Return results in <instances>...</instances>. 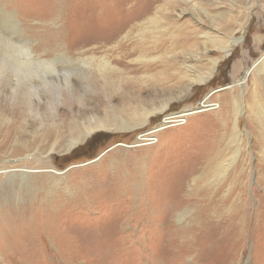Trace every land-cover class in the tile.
Masks as SVG:
<instances>
[{
    "label": "rangeland",
    "instance_id": "obj_1",
    "mask_svg": "<svg viewBox=\"0 0 264 264\" xmlns=\"http://www.w3.org/2000/svg\"><path fill=\"white\" fill-rule=\"evenodd\" d=\"M2 65L0 264H264V0H0Z\"/></svg>",
    "mask_w": 264,
    "mask_h": 264
},
{
    "label": "bare ground",
    "instance_id": "obj_2",
    "mask_svg": "<svg viewBox=\"0 0 264 264\" xmlns=\"http://www.w3.org/2000/svg\"><path fill=\"white\" fill-rule=\"evenodd\" d=\"M114 36V35H113ZM230 43H232L234 46L238 43V40H235V39H232V38H230ZM10 43V42H9ZM219 43V42H218ZM220 43H222V42H220ZM229 44V43H228ZM226 45V46H224L223 48H221V51H224V52H229V49L231 48L230 46V44L229 45ZM11 46V45H10ZM9 46V47H10ZM13 46V45H12ZM19 50V49H18ZM29 49H27V51H28ZM5 51V50H4ZM8 52V51H7ZM10 52H11V50H10ZM10 52H8V53H10ZM13 52V51H12ZM5 61V60H4ZM8 61V60H7ZM40 64L41 63H43L44 61L43 60H37ZM19 63V62H18ZM17 63V64H18ZM37 63V62H36ZM33 64V63H32ZM212 64H214V63H212ZM13 65V64H12ZM11 65V66H12ZM24 65H25V63H24ZM27 65V64H26ZM28 65H29V63H28ZM27 65V66H28ZM261 64H258V66H260ZM4 65H2V67L0 66V73H1V70L2 69H4V67H3ZM42 66V65H41ZM262 66V65H261ZM44 67V66H43ZM2 68V69H1ZM9 68H11L12 69V67H9ZM14 68V67H13ZM16 69V68H15ZM25 69V68H24ZM13 71V70H12ZM22 71V70H21ZM23 72V71H22ZM25 72V71H24ZM36 74V73H35ZM37 76V75H36ZM34 86V85H33ZM133 91V90H132ZM135 92V91H134ZM139 93V92H138ZM137 93V94H138ZM140 94V93H139ZM135 99V98H134ZM130 104V103H129ZM144 105V104H143ZM130 107H131V104L129 105ZM129 106H128V109H129ZM132 107H134L133 105H132ZM131 107V108H132ZM131 108H130V110H131ZM139 109H140V106H139ZM126 110H127V108H126ZM133 112L135 111V109L134 110H132ZM140 111V110H139ZM125 112V111H124ZM124 112H123V114H124ZM128 112L130 113V111L128 110ZM141 113V112H140ZM118 114V113H117ZM138 114V113H137ZM151 114H152V112H151ZM4 115V114H3ZM120 115V114H119ZM131 115H132V113H131ZM16 117V116H15ZM111 117V116H110ZM130 117H132V116H130ZM145 117V115L143 116V118ZM121 118V117H120ZM125 118H126V116H125ZM128 118L129 117H127V120H128ZM137 118H138V115H137ZM141 118V117H140ZM142 118V119H143ZM93 119V118H92ZM117 119V118H116ZM2 120V119H1ZM18 120V119H17ZM108 120V119H107ZM126 119H124V120H122L121 119V121H125ZM141 120V119H140ZM145 120H146V118H145ZM145 120H143V121H145ZM96 121H99L100 122V120H95V122ZM106 121V120H105ZM120 121V120H119ZM148 121V120H147ZM103 122V121H102ZM102 122H100V123H102ZM0 123H2V125L4 124L3 122H0ZM15 123V122H14ZM104 123H107V122H104ZM114 123V122H113ZM118 123V122H117ZM116 123V124H117ZM131 123V122H130ZM132 123H133V121H132ZM131 123V124H132ZM97 124H99L98 122H97ZM115 124V125H116ZM140 124V123H139ZM82 125V124H81ZM90 124H88V126H89ZM119 125V124H118ZM117 125V126H118ZM123 125V124H122ZM17 126V125H16ZM74 126V125H73ZM75 126H77L78 127V125L76 124ZM126 126V125H125ZM133 126V125H132ZM135 126H136V124H135ZM134 126V127H135ZM1 127V126H0ZM115 127V126H114ZM133 127V128H134ZM5 128V127H4ZM10 128V127H9ZM88 128V127H87ZM90 128H91V126H90ZM101 127L99 126V127H96L95 126V128H92V129H89V130H87V129H85L86 131H85V135H84V137L85 138H88L91 134H92V132L94 131V130H97V129H100ZM112 128V127H111ZM115 128H117V127H115ZM120 128V127H119ZM129 128H131V127H129ZM57 129V128H56ZM72 129V128H71ZM125 129V128H124ZM3 130H5V129H3ZM9 130V129H8ZM73 130V129H72ZM111 130V129H110ZM114 130V129H113ZM2 131V130H1ZM58 131V130H57ZM67 131H68V129H67ZM82 131V130H81ZM125 131H127V130H125ZM77 132H78V130H77ZM5 133H6V130H5ZM9 133V132H8ZM66 133V132H65ZM155 132H151V133H148L147 135V137L146 138H143V140H142V144L143 145H152V144H150L152 141H154V139H155V135H156V133L154 134ZM13 134H14V132H13ZM49 134H51V132L49 133ZM54 134V133H53ZM75 134H77V133H75ZM52 135V134H51ZM62 136H63V134H61ZM78 135V134H77ZM1 136V135H0ZM46 136V135H45ZM48 136V135H47ZM72 136H74V135H72ZM81 136V135H80ZM54 137V136H53ZM11 138V137H10ZM46 138V137H45ZM48 138V137H47ZM50 138V137H49ZM48 138V139H49ZM60 138V137H59ZM71 138H73V137H71ZM75 138H76V136H75ZM81 138V137H80ZM84 138V139H85ZM3 139H5V138H3ZM7 139V138H6ZM64 139V138H63ZM68 139V138H67ZM77 139V138H76ZM20 140V139H19ZM56 140V139H55ZM65 140V139H64ZM83 140V139H82ZM82 140H81V142H82ZM1 141H4V140H1ZM0 141V142H1ZM11 141V140H10ZM13 142V141H12ZM41 142V141H40ZM49 142V141H48ZM80 142V141H79ZM78 141H75L74 139L72 140L71 139V141L68 143V146H67V148L66 149H72V148H74V147H76L77 145H78V143H79ZM11 143V142H10ZM16 143V142H15ZM38 143V142H37ZM42 144H43V142H41ZM6 144V143H5ZM45 144H47V143H45ZM60 145V144H59ZM58 145V146H59ZM62 145V144H61ZM5 145H4V143L3 142H1L0 143V150H2L3 148H5L4 147ZM9 146V145H8ZM24 146V145H23ZM28 146V145H27ZM39 146H40V144H39ZM10 147V146H9ZM38 147V146H37ZM41 147H43V146H41ZM40 147V148H41ZM44 147H46V146H44ZM43 147V148H44ZM65 147V146H64ZM20 148V147H19ZM24 148V147H23ZM18 149V148H17ZM14 150V149H13ZM30 150V149H29ZM37 150H35L34 152H36ZM8 152V151H7ZM12 152V151H11ZM26 152V151H25ZM49 152V151H48ZM21 153V152H20ZM30 153V152H29ZM43 153V152H42ZM15 154V153H14ZM13 155V154H12ZM20 155V154H19ZM24 155V154H23ZM4 156V155H3ZM11 157V156H10ZM20 157V156H19ZM26 157V156H25ZM41 157V156H40ZM43 157V156H42ZM5 158V157H4ZM120 158V157H119ZM14 159V158H13ZM140 159V158H139ZM7 160H8V158H7ZM33 160V159H32ZM18 161V160H17ZM27 161V160H26ZM36 161V160H35ZM33 162V161H32ZM9 163V162H8ZM8 163H6V162H0V170H5L6 169V164H8ZM12 163V162H11ZM24 163H25V161H24ZM31 163V162H30ZM102 163H103V161H102ZM35 164V163H34ZM33 164V165H34ZM37 164V163H36ZM101 164V163H100ZM108 164V163H107ZM26 165V164H25ZM30 165V164H29ZM101 165H103V164H101ZM117 165V164H116ZM37 166V165H36ZM35 166V167H36ZM112 166V165H111ZM114 166H115V163H114ZM151 166V165H150ZM12 167V166H11ZM47 167V166H46ZM110 167V166H109ZM95 168V167H94ZM97 168H98V166H97ZM106 168V167H105ZM112 167H110V169H111ZM115 168V167H114ZM113 168V169H114ZM45 169V168H44ZM50 169V168H49ZM102 169H103V167H102ZM101 169V170H102ZM141 169V168H140ZM150 169V168H149ZM52 170V169H51ZM115 170V169H114ZM124 170V169H123ZM138 170V169H137ZM142 170V169H141ZM227 170V169H226ZM45 171V170H44ZM10 172V173H9ZM36 172V171H35ZM40 172V171H39ZM46 172V171H45ZM103 172V171H102ZM105 172V171H104ZM139 172V171H138ZM5 173H7V175H5V179H6V183L5 184H7V186H9V187H7V188H5L6 189V191H4V189H3V193H4V195H3V193H0V201H1V199L4 197L5 199H7V203L9 204V206L11 207V208H13L15 211H17V209H18V205H16L17 204V196H16V194H17V192L15 191V189L13 188L14 186L12 185V181L13 180H15V179H18V178H20L22 181H23V185H25L26 184V182L25 181H27L25 178L26 177H29V174H32V172L31 171H27V172H21V173H19V174H14L15 172L14 171H8V172H5ZM43 173V172H42ZM90 173V172H89ZM98 173V172H97ZM108 173V172H107ZM122 173V172H121ZM125 173V172H124ZM141 173V172H140ZM4 174V173H3ZM45 174V173H44ZM50 174V173H49ZM105 174H106V172H105ZM87 175V174H86ZM101 175V174H100ZM104 175V174H103ZM39 176V175H38ZM50 176V175H49ZM123 176V175H122ZM1 177V176H0ZM91 177V176H90ZM100 177V176H99ZM104 177V176H103ZM106 177V176H105ZM63 178V177H62ZM123 178V177H122ZM4 179V178H3ZM90 179V178H89ZM124 179V178H123ZM55 180V179H54ZM105 180V179H104ZM37 181V180H36ZM131 181V180H130ZM61 182H62V180H61ZM93 182H94V180H93ZM74 183V182H73ZM95 183V182H94ZM98 183V182H97ZM137 183V182H136ZM4 184V183H3ZM4 184V185H5ZM45 184V183H44ZM47 184V183H46ZM131 184H133V181H132V183ZM17 185V184H16ZM34 185H35V183H34ZM72 185H74V184H72ZM113 185V184H112ZM126 185H129V184H126ZM32 186V185H31ZM31 186L29 187V183H28V181H27V188L26 189H29V192H30V190L32 191V188H31ZM55 186H56V184H55ZM77 186H78V183H77ZM2 187V185L0 184V188ZM16 187V186H15ZM81 187H83L82 185H81ZM52 188V187H51ZM50 188V190H47L46 192H44L45 194H47V193H49V196L51 195L52 197L54 196V197H56L55 195L57 194V192H55L54 191V189H51ZM124 188V187H123ZM21 189V188H20ZM125 189V188H124ZM22 190V189H21ZM56 190V189H55ZM59 190V189H58ZM128 190V189H127ZM122 191V190H121ZM2 192V191H1ZM34 192V191H33ZM140 192V191H139ZM143 192V191H142ZM56 193V194H55ZM124 193V192H123ZM60 194H61V192H60ZM19 195V194H18ZM122 195V194H121ZM46 196V195H45ZM21 197V196H20ZM26 197V196H25ZM62 197H64L63 195H62ZM134 197V196H133ZM140 197V196H139ZM28 198V197H27ZM60 198H61V196H60ZM30 199H31V197H30ZM51 199V197H49V199H48V201ZM134 199H136V198H134ZM36 200H37V197H36ZM46 200V199H45ZM52 200V199H51ZM83 200V199H82ZM22 201V200H21ZM35 200H33V199H31L30 200V203L29 204H32L33 202H34ZM47 201V200H46ZM79 201H80V199H79ZM84 201V200H83ZM25 202V201H24ZM62 202V201H61ZM58 199H56V200H54V201H49V202H46V204H47V210L49 211V212H52L53 214L55 213H58V212H56V209L57 208H59V207H61V206H63L64 204L63 203H61ZM88 202V201H87ZM134 202V201H133ZM22 203V202H21ZM27 203V202H26ZM36 203V202H35ZM81 203V202H80ZM83 203V202H82ZM3 204V203H2ZM28 204V203H27ZM41 204V203H40ZM44 204V203H43ZM42 205V204H41ZM74 205V204H73ZM72 205V206H73ZM80 205V204H79ZM78 205V206H79ZM81 205H83V204H81ZM85 205V204H84ZM134 205V204H133ZM139 205V204H138ZM137 205V206H138ZM8 206V205H7ZM29 206V205H28ZM37 207H38V205H36ZM40 206V205H39ZM77 206V207H78ZM31 207V206H30ZM66 207H68V206H66ZM74 207V206H73ZM75 207H76V205H75ZM10 208V209H11ZM36 208V207H35ZM44 208V207H43ZM63 208V207H62ZM1 209V208H0ZM8 209V208H7ZM67 209V208H66ZM70 209H71V207H70ZM76 209V208H75ZM3 210V209H2ZM24 210V209H23ZM5 211H7V210H5ZM19 211V210H18ZM28 211V210H27ZM26 211V212H27ZM36 211V210H35ZM34 211V212H35ZM38 212V211H37ZM40 212V211H39ZM4 213V212H3ZM1 214V213H0ZM18 216H19V213L17 212L16 213ZM35 214V213H34ZM9 215V214H8ZM16 215V216H17ZM48 215H49V213H48ZM129 215V214H128ZM128 215H127V218H128ZM9 216H11V214L9 215ZM14 216H15V214H14ZM26 216V215H25ZM60 216V215H59ZM185 216V215H184ZM36 217H37V215H36ZM9 218V217H8ZM17 218V217H16ZM185 218V217H184ZM51 219V218H50ZM34 220L35 219H32L31 218V214H29V216L28 217H25V219H21L19 222H15V221H12V222H10V221H8V219L6 220L5 218H4V216L1 214V216H0V232H4V233H7V234H9L10 236H12L13 235V233H14V230H16V229H19V230H17V231H15V233H20L21 231L20 230H22V228H36L35 229V234L36 233H38V232H40L39 231V228L38 227H36V226H34L35 225V222H34ZM18 221V220H17ZM49 221V220H48ZM2 222L4 223V226L2 225ZM33 225V226H32ZM43 226V225H42ZM40 228H42V227H40ZM44 228V227H43ZM43 228H42V230H43ZM123 228V227H122ZM34 230V229H33ZM49 230V229H48ZM20 231V232H19ZM33 232V231H32ZM44 232V231H43ZM45 233V232H44ZM5 238V237H4ZM1 239V238H0ZM107 238H105V240H106ZM104 241V240H103ZM6 241L4 240V244H6L5 243ZM180 243H182L181 245L182 246H184V247H188V246H190V243H188V242H180ZM11 244V243H10ZM6 245H3V243L0 241V252H2L3 254H6L7 253V249H5L4 247H5ZM112 246H114V245H112ZM10 248V247H9ZM193 250V249H192ZM9 252L10 253H13L12 252V250L11 249H9ZM0 263H1V261H0Z\"/></svg>",
    "mask_w": 264,
    "mask_h": 264
}]
</instances>
